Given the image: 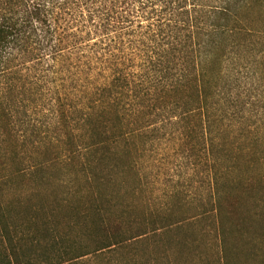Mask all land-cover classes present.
<instances>
[{
    "label": "trees",
    "instance_id": "obj_1",
    "mask_svg": "<svg viewBox=\"0 0 264 264\" xmlns=\"http://www.w3.org/2000/svg\"><path fill=\"white\" fill-rule=\"evenodd\" d=\"M32 107L58 140L48 160L22 155ZM164 139L208 158L216 221L239 185L226 142H241L242 197L264 205V0H0V264L124 248L118 193L141 189L140 156ZM62 208L91 250L54 225Z\"/></svg>",
    "mask_w": 264,
    "mask_h": 264
},
{
    "label": "rangeland",
    "instance_id": "obj_2",
    "mask_svg": "<svg viewBox=\"0 0 264 264\" xmlns=\"http://www.w3.org/2000/svg\"><path fill=\"white\" fill-rule=\"evenodd\" d=\"M40 107H32L36 137L27 142L28 148L23 147L22 155L28 161L38 157L48 160L50 154L45 152L54 151L52 142H58L52 139L53 127L44 125L46 119ZM35 140L38 151L34 152L30 145ZM172 144L169 139L149 144L144 156H140L141 189L131 183L118 193V201L131 207L125 225V230L130 231L125 247L101 256L89 255L83 261L86 264H264V205L242 197L241 176L247 174L246 171L241 173L245 170L241 162V142L232 143L230 139L226 142L225 163L235 164L232 176L239 185L223 200L218 221L213 216L208 158L204 153L198 159L190 153H177ZM196 160L202 161L199 166ZM23 187H36L40 194L36 200L43 201L53 191L52 187L42 184L24 183ZM160 209L163 210L157 212ZM60 214L54 225L82 242L81 228L70 229L62 218L66 214L63 208ZM145 219V228L138 229L137 221ZM134 220L137 224L129 225ZM141 231L146 234L134 239ZM82 243L91 250L90 241L84 238Z\"/></svg>",
    "mask_w": 264,
    "mask_h": 264
}]
</instances>
